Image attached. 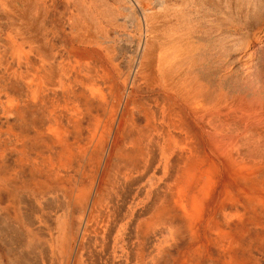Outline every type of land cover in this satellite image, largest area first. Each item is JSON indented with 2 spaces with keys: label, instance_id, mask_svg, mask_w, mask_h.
<instances>
[{
  "label": "rangeland",
  "instance_id": "374dc122",
  "mask_svg": "<svg viewBox=\"0 0 264 264\" xmlns=\"http://www.w3.org/2000/svg\"><path fill=\"white\" fill-rule=\"evenodd\" d=\"M0 264H264V0H0Z\"/></svg>",
  "mask_w": 264,
  "mask_h": 264
},
{
  "label": "bare ground",
  "instance_id": "6f19581e",
  "mask_svg": "<svg viewBox=\"0 0 264 264\" xmlns=\"http://www.w3.org/2000/svg\"><path fill=\"white\" fill-rule=\"evenodd\" d=\"M85 21V20H84ZM153 62V61H152ZM150 64H152L151 62H150ZM147 65V64H146ZM144 67H147V66H144ZM151 67V66H150ZM178 99H180V100H182V98L181 97H178Z\"/></svg>",
  "mask_w": 264,
  "mask_h": 264
}]
</instances>
